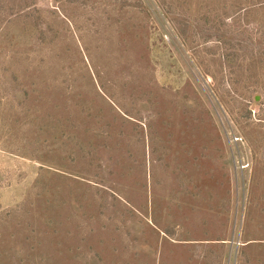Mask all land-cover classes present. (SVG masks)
<instances>
[{
	"label": "rangeland",
	"instance_id": "rangeland-1",
	"mask_svg": "<svg viewBox=\"0 0 264 264\" xmlns=\"http://www.w3.org/2000/svg\"><path fill=\"white\" fill-rule=\"evenodd\" d=\"M0 264H264V0H0Z\"/></svg>",
	"mask_w": 264,
	"mask_h": 264
}]
</instances>
